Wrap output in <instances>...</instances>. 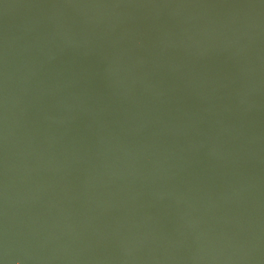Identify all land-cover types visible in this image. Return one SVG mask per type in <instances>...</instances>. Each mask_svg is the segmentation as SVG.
<instances>
[{"label": "water", "instance_id": "95a60500", "mask_svg": "<svg viewBox=\"0 0 264 264\" xmlns=\"http://www.w3.org/2000/svg\"><path fill=\"white\" fill-rule=\"evenodd\" d=\"M0 264H264V0H0Z\"/></svg>", "mask_w": 264, "mask_h": 264}]
</instances>
